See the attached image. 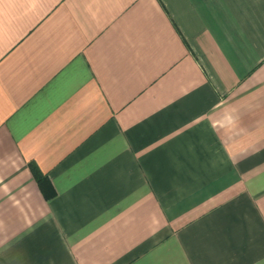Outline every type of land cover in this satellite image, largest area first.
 Returning <instances> with one entry per match:
<instances>
[{
  "label": "crops",
  "instance_id": "0c3cea01",
  "mask_svg": "<svg viewBox=\"0 0 264 264\" xmlns=\"http://www.w3.org/2000/svg\"><path fill=\"white\" fill-rule=\"evenodd\" d=\"M0 264H264V0H0Z\"/></svg>",
  "mask_w": 264,
  "mask_h": 264
},
{
  "label": "trees",
  "instance_id": "16d2710c",
  "mask_svg": "<svg viewBox=\"0 0 264 264\" xmlns=\"http://www.w3.org/2000/svg\"><path fill=\"white\" fill-rule=\"evenodd\" d=\"M32 170L37 178L40 186L44 190L47 197L53 196L56 192L55 189L51 183V180L49 179L48 175L41 172L36 166L32 165Z\"/></svg>",
  "mask_w": 264,
  "mask_h": 264
}]
</instances>
